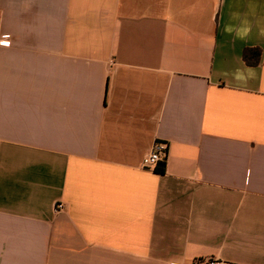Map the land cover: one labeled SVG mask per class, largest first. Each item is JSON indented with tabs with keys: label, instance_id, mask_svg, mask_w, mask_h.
<instances>
[{
	"label": "crops",
	"instance_id": "0c3cea01",
	"mask_svg": "<svg viewBox=\"0 0 264 264\" xmlns=\"http://www.w3.org/2000/svg\"><path fill=\"white\" fill-rule=\"evenodd\" d=\"M0 37V264H264V0H0Z\"/></svg>",
	"mask_w": 264,
	"mask_h": 264
},
{
	"label": "built area",
	"instance_id": "2783aa9c",
	"mask_svg": "<svg viewBox=\"0 0 264 264\" xmlns=\"http://www.w3.org/2000/svg\"><path fill=\"white\" fill-rule=\"evenodd\" d=\"M10 39L0 37V45H10ZM167 157V143L163 141H156L153 148L147 152L143 157V166L146 168L155 167L160 161H166ZM62 206V205H61ZM191 264H232L228 261L219 260L216 258L199 259L193 261Z\"/></svg>",
	"mask_w": 264,
	"mask_h": 264
},
{
	"label": "trees",
	"instance_id": "16d2710c",
	"mask_svg": "<svg viewBox=\"0 0 264 264\" xmlns=\"http://www.w3.org/2000/svg\"><path fill=\"white\" fill-rule=\"evenodd\" d=\"M249 48H246L245 52H244V56L247 57V53H248ZM156 169L158 172L160 173H164L165 169H166V161H160L158 163V165L156 166Z\"/></svg>",
	"mask_w": 264,
	"mask_h": 264
},
{
	"label": "clouds",
	"instance_id": "9594fccd",
	"mask_svg": "<svg viewBox=\"0 0 264 264\" xmlns=\"http://www.w3.org/2000/svg\"><path fill=\"white\" fill-rule=\"evenodd\" d=\"M225 30H226V31H230V29H229V28H227V27H226V29H225Z\"/></svg>",
	"mask_w": 264,
	"mask_h": 264
}]
</instances>
